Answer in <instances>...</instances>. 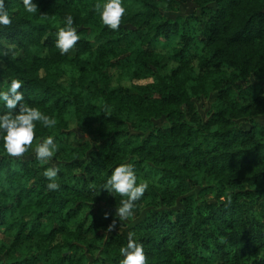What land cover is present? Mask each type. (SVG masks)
I'll return each instance as SVG.
<instances>
[{
  "label": "trees",
  "instance_id": "obj_1",
  "mask_svg": "<svg viewBox=\"0 0 264 264\" xmlns=\"http://www.w3.org/2000/svg\"><path fill=\"white\" fill-rule=\"evenodd\" d=\"M33 2L5 0L0 89L20 80L56 125L37 122L20 157L0 147V264H119L129 233L146 264H264V0H121L115 31L104 0ZM67 15L80 38L61 55ZM122 163L148 185L130 226L102 187Z\"/></svg>",
  "mask_w": 264,
  "mask_h": 264
},
{
  "label": "clouds",
  "instance_id": "obj_2",
  "mask_svg": "<svg viewBox=\"0 0 264 264\" xmlns=\"http://www.w3.org/2000/svg\"><path fill=\"white\" fill-rule=\"evenodd\" d=\"M24 10L28 13L37 11V5L33 0H21ZM99 11L100 21L110 30H118L121 24V17L126 9L121 0H104L102 4L96 5ZM65 24L59 27L55 33V47L61 55H65L79 40L77 29L73 25V17L65 16ZM12 23L9 13L5 8V0H0V25L7 26ZM22 82L12 79L6 90L0 89V104L8 110L16 108L18 102L19 110L15 113L8 111L0 114V147L11 157H20L32 144L34 129L37 122L45 128H52L56 125L53 117L43 113L37 107L30 106L24 102V95L20 89ZM57 151V145L52 135H48L37 143L34 148L35 159L42 164L51 161ZM58 168L47 167L42 175L48 181V190H56L59 184L56 181ZM108 193L121 197L120 206L116 208L115 215L119 221L132 217L134 202L140 200L148 185L146 182L137 183V175L131 163H122L111 170L106 182L102 186ZM116 222L108 225V230L115 228ZM121 259L119 264H146L144 249L129 233L126 246L119 249Z\"/></svg>",
  "mask_w": 264,
  "mask_h": 264
},
{
  "label": "rangeland",
  "instance_id": "obj_3",
  "mask_svg": "<svg viewBox=\"0 0 264 264\" xmlns=\"http://www.w3.org/2000/svg\"><path fill=\"white\" fill-rule=\"evenodd\" d=\"M189 11H191V6L190 5H182V6H180V7H178L177 8V10H176V12H175V15H177V14H186V13H188ZM207 104L205 103V104H202V102L200 103V108H201V110L203 111L204 110V107L206 106ZM257 122L258 123H264V118H259L258 120H257ZM244 126H246V125H248V123H245V122H243L242 123ZM126 222H127V224L130 226V225H132L133 223H134V221H130V220H126ZM124 230L125 229H123L122 230V232L124 233Z\"/></svg>",
  "mask_w": 264,
  "mask_h": 264
}]
</instances>
